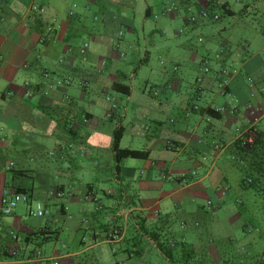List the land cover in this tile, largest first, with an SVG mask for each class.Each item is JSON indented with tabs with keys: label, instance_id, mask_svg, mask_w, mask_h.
Returning <instances> with one entry per match:
<instances>
[{
	"label": "crops",
	"instance_id": "0c3cea01",
	"mask_svg": "<svg viewBox=\"0 0 264 264\" xmlns=\"http://www.w3.org/2000/svg\"><path fill=\"white\" fill-rule=\"evenodd\" d=\"M213 4L234 20L252 12L264 44V0H0V199L6 188H24L45 208L41 218L28 216L25 204L9 216L0 211V264H96L103 243L126 255L115 264H144L158 252L152 233L164 240L173 219L224 202L229 188L218 165L231 164L233 141L264 118V84L252 75L264 47L258 59L246 58L249 41L227 27L186 24V6ZM155 7L170 11L159 25ZM176 17L190 30L184 39L172 34ZM140 33L149 38L143 45ZM145 67L154 81L142 92L163 100L133 101L141 112L125 124L122 104L136 94L126 83ZM226 68L237 72L223 77ZM120 126V149L142 152L117 164L111 143ZM224 214L232 228L231 211ZM191 236L170 244L189 245L192 264L214 261L212 246Z\"/></svg>",
	"mask_w": 264,
	"mask_h": 264
},
{
	"label": "rangeland",
	"instance_id": "374dc122",
	"mask_svg": "<svg viewBox=\"0 0 264 264\" xmlns=\"http://www.w3.org/2000/svg\"><path fill=\"white\" fill-rule=\"evenodd\" d=\"M70 4L64 3L62 8L64 10H68L70 8ZM174 8L171 7V12L175 11ZM156 18H154L151 22L154 24L158 22V25L161 23L163 13L158 11V8L154 9ZM169 11V10H168ZM176 12V11H175ZM174 15V14H173ZM220 21L214 22V29H220L222 27H227L228 31L237 36L244 37L250 43V47L246 48L245 56L246 58H256L260 50H262V45L260 42L256 41L259 37V32L255 30L258 27L259 22L255 19V15L250 12L245 17L238 15L236 19H231L227 15H223L221 12L219 13ZM172 27L171 31L174 35V31L177 30L178 35L180 34V38L184 39V37L189 32L187 31V27H185L184 23L176 17L171 20ZM183 25V26H182ZM230 25H234L230 27ZM254 27V28H253ZM217 31L211 32V35H215ZM209 34V33H206ZM225 37L224 34H222ZM145 37V38H144ZM191 41L195 43L197 37L190 35ZM145 40H149L147 36H143V34L138 35L139 42L143 45ZM157 39L167 41L168 38L163 35H158ZM217 39V38H216ZM218 40V39H217ZM171 48L172 45L169 44ZM152 56H157L152 55ZM263 60V65L259 66V68L252 73L253 77L257 80H260L264 84V51L259 56ZM257 60L254 61V63ZM166 68H171V63L168 61L166 63ZM256 65H260V63H256ZM238 69V68H237ZM150 70L145 67L133 80L132 82H127L128 86L134 85L135 93L131 101L124 102V105L127 108L128 119L125 120V124L127 121H130L133 116H136L137 113L141 111L137 110V106L134 105L133 101H137L138 104L145 105V103L140 101L144 99L145 102H153L159 103L160 100H163V95L159 98H151L147 92L143 91V86L146 80L150 79ZM245 75V74H244ZM224 77V76H223ZM154 80H151V82ZM251 81V80H249ZM173 95V94H171ZM166 96V95H165ZM186 97V96H185ZM138 99V100H137ZM180 98L174 97L173 102L178 101ZM139 124H146L145 119H142L138 122ZM264 129V118L260 120V122L255 123L248 130L243 132L240 136L253 129L254 132H251V135L257 136L255 129ZM264 131V130H263ZM264 133V132H263ZM239 136V137H240ZM237 137V138H239ZM236 138V139H237ZM263 140H261V155H263L264 160V134L261 136ZM235 139V140H236ZM253 139V138H252ZM251 139V142H252ZM234 140V141H235ZM127 142L133 143L135 145L136 141L133 140L131 142L130 138L125 137L123 143L127 144ZM139 142V140H138ZM142 145H144V140H141V143L136 147L142 149ZM136 151V150H135ZM142 151L138 150V154L140 155ZM126 159V158H124ZM123 159V160H124ZM219 170L222 176L225 178V182L227 187L229 188L226 193V197L224 202L220 203L219 207L214 208V206L206 207V214L196 215L197 218L193 216H185L181 215L172 220L171 231L168 234L162 233L160 236H163L162 239L167 240L170 243V239L179 240V236L182 234L191 236V229H196L200 233H195L191 236L193 239L192 242H200L205 245H211L212 247V255L214 256V261H197L194 264H264V198L262 195H256L251 190H243L240 186L241 175L243 176L244 172L243 164L239 163L236 159L231 161V164L221 162L219 165ZM139 174V173H138ZM264 174V161H263V173ZM256 175V174H254ZM261 181L264 182V176L260 177ZM224 186V185H223ZM19 204L17 208H20ZM194 207V211H195ZM231 211L232 223L234 225L230 228L229 225L231 220L227 219L225 216V211ZM212 214L210 218L208 215ZM228 220V224L225 222L221 223L223 219ZM213 220V221H212ZM217 220H221L217 222ZM200 223L199 225H194V222ZM214 222H217L216 224ZM197 223V224H198ZM242 226V227H241ZM244 226V227H243ZM65 240V234L62 233L58 237L57 250H61V244ZM162 240V241H164ZM190 240V239H189ZM229 240V241H228ZM104 255L101 259L93 260L96 261V264H115L117 260L126 258V255L122 252H119L117 255L112 253L113 247L108 243H103L102 246ZM218 258V259H217ZM135 257L131 260V263H135ZM204 259V258H203ZM61 264H65L68 261L65 258H61ZM139 263V262H138ZM118 264H130L128 260L119 261ZM144 264H168L167 260L158 254V252H154L149 259V261H144Z\"/></svg>",
	"mask_w": 264,
	"mask_h": 264
},
{
	"label": "trees",
	"instance_id": "16d2710c",
	"mask_svg": "<svg viewBox=\"0 0 264 264\" xmlns=\"http://www.w3.org/2000/svg\"><path fill=\"white\" fill-rule=\"evenodd\" d=\"M188 2V1H187ZM190 6H186L187 10ZM206 11L212 16L215 12H221L223 15H231L230 11L225 5L213 4ZM220 17V16H219ZM122 88L128 90L127 86H117L116 90L121 91ZM216 113V112H215ZM255 134L252 136L249 130L235 141L231 145V155L239 163L243 164L244 175H241L240 186L243 190H251L256 195H262L264 198V182L261 181L260 177L264 176L263 173V155H261V136H263L264 129H255ZM124 134V129L120 126L113 132L111 150L115 153V160L119 164L124 158L127 157H138L141 156L137 152L120 149V142ZM249 138H253L252 142H249ZM119 171V165H117ZM256 174V175H254ZM9 189V188H8ZM12 189V188H11ZM18 193H25L32 197L29 190L24 188L13 189ZM264 201V200H263ZM151 238L155 243L158 252L167 260L168 264H192L191 260L194 256V251L191 247L185 243H176L171 245L167 240L162 241L158 235L151 234ZM194 264V263H193Z\"/></svg>",
	"mask_w": 264,
	"mask_h": 264
},
{
	"label": "built area",
	"instance_id": "2783aa9c",
	"mask_svg": "<svg viewBox=\"0 0 264 264\" xmlns=\"http://www.w3.org/2000/svg\"><path fill=\"white\" fill-rule=\"evenodd\" d=\"M188 13L187 16L185 18V22L186 24L190 23V24H195L198 22V20H212V21H217L219 19V16L214 14V15H210L205 8H201L199 10H197L196 12H192L191 8L187 9ZM168 12L170 11H165L163 12L162 15L168 14ZM199 41L201 42L202 39H199ZM210 72V69L207 66L203 67V74H207ZM237 71L232 70L229 71V69H222L221 70V75H223L224 77H228L231 74H236ZM198 81H201V78L198 79ZM226 83V82H224ZM219 112H221L222 110H218ZM249 142H251V138H249L248 140ZM220 151V146L219 145H215L214 146V152L218 153ZM205 160V158L203 159ZM59 197H62V194H58ZM19 204H25L27 206V215L30 217H35V218H41L45 215V208L43 206V204L37 200L34 199L33 197H30L28 194L25 193H18L15 190H11V189H4L2 191V195H1V199H0V211L1 214L3 216H9L11 215L15 209L17 208V206ZM110 237L116 238L117 237V232L116 230H113L110 233ZM37 256H40V253L37 254ZM53 264H58V263H53Z\"/></svg>",
	"mask_w": 264,
	"mask_h": 264
}]
</instances>
